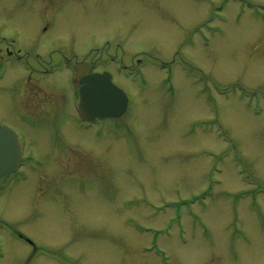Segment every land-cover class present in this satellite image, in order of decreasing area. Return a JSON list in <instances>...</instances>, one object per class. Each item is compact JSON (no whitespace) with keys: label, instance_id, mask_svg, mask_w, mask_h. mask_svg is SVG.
<instances>
[{"label":"rangeland","instance_id":"1","mask_svg":"<svg viewBox=\"0 0 264 264\" xmlns=\"http://www.w3.org/2000/svg\"><path fill=\"white\" fill-rule=\"evenodd\" d=\"M60 2L0 0V22L30 47L44 21L36 67L78 61L76 74L31 80L44 111L30 122L0 83V121L30 135L43 164L0 217L58 254L30 264H264V0ZM110 54L128 67L101 66L129 109L101 133L81 125L68 80ZM5 241L4 264H17L22 246Z\"/></svg>","mask_w":264,"mask_h":264},{"label":"flooded vegetation","instance_id":"2","mask_svg":"<svg viewBox=\"0 0 264 264\" xmlns=\"http://www.w3.org/2000/svg\"><path fill=\"white\" fill-rule=\"evenodd\" d=\"M62 3V0H60ZM26 6V5H25ZM23 5H14L9 10V13L14 11L27 10V8ZM43 17V16H42ZM43 19V18H42ZM40 20L37 22V42L36 45L30 47L28 44L26 32L22 28L15 27L8 21L0 22L2 25L0 27V83L1 82H9V86L5 89H1L2 93H5L7 97L5 98L8 102L13 101L17 106L22 108L27 114L25 120L26 122H30V119L38 118L44 111L43 106L41 105V101L38 98V89L34 85L33 90L28 89V93L26 89L30 87V82L32 79H36L41 84L42 82L47 81L48 78L57 75L62 72L63 69L70 72V74H76L78 69V61L74 60L72 57L63 56L58 57L53 60L49 64L44 65V63L40 62V66L36 67L32 60V53L34 47L40 45L39 38V27L41 24ZM39 24V25H38ZM40 40V41H39ZM57 50V49H56ZM93 52V49L89 51V53ZM34 57L36 59L43 58V54L41 52H34ZM110 55H106L105 57H97L98 60L104 62L109 58ZM76 59V58H75ZM95 58H92L90 64L88 65V71L83 74L81 77L85 75H90L94 72H103L106 70L105 68L100 70H95ZM42 67V68H41ZM76 68V69H75ZM87 68V67H86ZM73 72H71V71ZM33 75H35L34 78ZM80 77V78H81ZM79 78V79H80ZM79 79H75L71 81L68 80V86L70 89V101L72 110L75 115H77L76 111V103H77V85ZM29 84V85H28ZM36 89V91H35ZM3 96V94H0ZM21 97L25 99V102H21ZM34 103L36 106L41 107V111L35 114L29 112L23 105H29ZM43 115V114H42ZM62 118H67L65 115H59ZM78 117V115H77ZM24 118V119H26ZM46 118V117H45ZM0 124L6 126L7 128H11L15 131L16 135H11V133H7V135H0V169H10L9 172H4L0 174V202L5 199L6 196L11 194V192L19 187H24V184L29 180L32 164H40V157H36L35 154H32L30 151V135H22L20 130L9 123L8 121H0ZM28 136V139H27ZM38 158V160L36 159ZM6 238H8L13 244L18 243L22 246V252H19L17 264L21 263L23 259L27 263H33L38 258L46 257L45 246H41L40 243H37L30 236L22 232L20 229H16V227L12 226L5 217H0V264H4L10 254V249H8V245H6ZM45 245V244H43ZM14 246V245H13ZM41 247L44 249H41ZM27 248H29L27 250ZM25 251V252H24ZM38 256V257H37ZM37 257V258H36Z\"/></svg>","mask_w":264,"mask_h":264},{"label":"water","instance_id":"3","mask_svg":"<svg viewBox=\"0 0 264 264\" xmlns=\"http://www.w3.org/2000/svg\"><path fill=\"white\" fill-rule=\"evenodd\" d=\"M80 110L84 118L119 117L128 106V97L106 74H95L81 80ZM3 128H0V132Z\"/></svg>","mask_w":264,"mask_h":264}]
</instances>
